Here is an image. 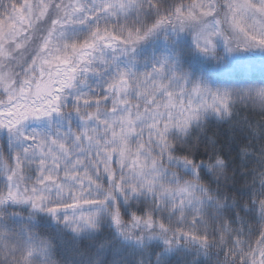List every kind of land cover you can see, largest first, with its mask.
<instances>
[{
    "label": "snow or ice",
    "instance_id": "snow-or-ice-1",
    "mask_svg": "<svg viewBox=\"0 0 264 264\" xmlns=\"http://www.w3.org/2000/svg\"><path fill=\"white\" fill-rule=\"evenodd\" d=\"M257 65L264 0H0V264H264Z\"/></svg>",
    "mask_w": 264,
    "mask_h": 264
},
{
    "label": "trees",
    "instance_id": "trees-1",
    "mask_svg": "<svg viewBox=\"0 0 264 264\" xmlns=\"http://www.w3.org/2000/svg\"><path fill=\"white\" fill-rule=\"evenodd\" d=\"M204 71H215L212 67H206ZM233 75L239 77H246L259 82L264 79V71H261L260 67L257 65L255 68H248L247 66H239L233 71Z\"/></svg>",
    "mask_w": 264,
    "mask_h": 264
}]
</instances>
